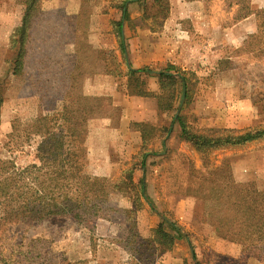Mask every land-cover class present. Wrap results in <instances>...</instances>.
<instances>
[{"label": "rangeland", "instance_id": "rangeland-1", "mask_svg": "<svg viewBox=\"0 0 264 264\" xmlns=\"http://www.w3.org/2000/svg\"><path fill=\"white\" fill-rule=\"evenodd\" d=\"M52 1L44 2L36 20L26 75L16 76L11 68L16 50L8 38L17 31L25 0H0V159L38 171V125L47 114H52L51 127L70 125L62 118L64 86L73 84L97 105V114L85 123L84 172L102 178L96 184L101 211L89 222L70 214L16 217L0 208V264H264V241L242 244L215 231L219 218L232 215L239 219L231 226L247 225L241 199L247 191L258 208L251 190L264 187V137L202 152L182 138L178 123L171 127L177 110L192 130L208 136L264 130V0L258 6L253 0L128 3L123 27L128 54L133 48L136 57L128 55L134 68L158 72L177 66L146 64L147 51L198 56L202 69L186 70L191 98L170 112L158 108L163 91L157 77L129 78L117 35L125 0H55L59 7L51 9ZM211 29L213 39L200 33ZM99 74L102 95L95 89ZM180 91L179 86L175 94ZM76 105L83 108L85 102L78 99ZM243 155L250 179L241 182L232 162ZM231 194L236 197L229 202ZM44 206L38 209L51 210ZM163 216L182 227L191 245L187 238L171 248L161 243L155 230Z\"/></svg>", "mask_w": 264, "mask_h": 264}, {"label": "trees", "instance_id": "trees-1", "mask_svg": "<svg viewBox=\"0 0 264 264\" xmlns=\"http://www.w3.org/2000/svg\"><path fill=\"white\" fill-rule=\"evenodd\" d=\"M43 1L25 0L24 2L21 24L17 27L16 33L11 36V47L16 50L15 57L11 61L13 75H26V69L35 46L33 43L35 23L42 12ZM131 1L134 0H125L121 4L122 16L117 22V35L122 55L128 63L129 78L157 77L163 91L162 98L161 95L159 97L158 108L160 111L170 112L175 103L189 102L191 81L186 71H182L173 64H168L165 69L158 72H154L148 66L134 68L130 64L123 26L125 21L129 20L128 3ZM66 77L72 76L66 75ZM179 86L181 93L177 95L175 91ZM64 87L65 113L62 118L65 119V125H70L66 129L63 124H59L56 128L51 127L52 114L42 117L41 124L36 130L42 137L37 147L38 158L41 162L38 171L34 173L23 170L17 168L14 161L0 159V208L10 216L18 217V215L28 212L32 218L41 219L42 215L46 214L56 216L70 214L78 221L92 222L91 218L98 217L101 211L100 203L97 200H102V196L100 198V195H97L99 190L96 188V184L102 182V178L89 176L84 172L85 140L88 135L85 123L97 114V105L94 103L93 97L80 94L73 84H66ZM51 90L57 89L51 88ZM139 94L142 95L143 93ZM72 95H76L77 100L73 99ZM144 95L149 96L146 93ZM78 99L84 100L83 108L76 105ZM3 103L4 95L0 85V117ZM176 111L171 118V127L178 123L181 127L182 138L202 152L225 146L243 145L264 137V130L251 129L227 136H208L197 133L187 125L184 117ZM137 125L140 126V124ZM145 135V132H142L143 140H145ZM147 153L144 152L141 155V169L144 173L146 172ZM105 180L109 181L108 179ZM140 183L143 196L147 197L145 178H142ZM241 186L244 187L245 185L242 184ZM247 186L250 185L247 184ZM237 187L239 186L236 185ZM247 188L251 189V186ZM251 191L258 198V208L255 207L257 200L253 199L254 196L250 192L247 191L241 196L242 207L246 211L243 213V217L247 225L245 227L231 226L232 222L239 219V217L232 215L227 219L219 218L215 231L225 238L242 244L251 242L256 245L264 241V187L258 188L257 191ZM233 197H236V194L228 196L229 202ZM14 201L18 202L12 204ZM42 205H45L44 207L49 205L51 210L47 213H44L43 210L41 212L38 206ZM155 234V236H160L161 243L166 244L168 248H171L178 239L187 238L189 240L182 227L165 216L155 230ZM189 243L191 245V240ZM193 255L195 256V252Z\"/></svg>", "mask_w": 264, "mask_h": 264}, {"label": "crops", "instance_id": "crops-1", "mask_svg": "<svg viewBox=\"0 0 264 264\" xmlns=\"http://www.w3.org/2000/svg\"><path fill=\"white\" fill-rule=\"evenodd\" d=\"M45 1L46 0H44L43 3H42V9L44 8V2ZM253 1H254V4H256L258 6V0H253ZM53 2L55 3L56 1L55 0L52 1V6H50L51 9H54V8L56 9L57 7H59L58 4H56L57 2L55 4ZM61 6L65 7L62 4H61ZM43 10H45V9H43ZM21 20H22V16H21L20 20L18 21V23H16V25L19 26L21 24ZM213 31L214 30L211 29L209 34H207L208 31H200V33H203L204 36L209 35L210 36L209 38L213 39L214 38V37H212L213 36ZM14 32L15 31H13V33ZM9 37L10 38H8V40H9L10 45H11V36H9ZM192 37H194L193 34H192ZM137 38H139V37H137ZM190 39H194V38H190ZM116 42H117V40H115V43ZM210 43H212V41H210L208 43V46L211 47V45H209ZM137 44H139L138 41H137ZM138 47H140V46H138ZM147 49L149 50L148 46H147ZM131 51L132 52L129 53V55L131 56V59L135 61L136 57L134 56L133 48H132ZM181 52L183 53V51H181ZM197 57H195L194 54L187 53V52H185V54L182 56L181 54L178 55L177 53L174 54L172 52L169 53V54H155L154 52H148L147 51V53L145 55H143V60H144L143 62L146 63V64H150V63H152L154 61H155V63H158L159 61H163V63H165V64H168L169 62H172V63H176L177 66L179 65L178 68L181 69L182 71H186V70L198 71V69H202V67H200L199 62L197 60H195V59H197ZM140 65H143V64L140 63ZM101 76H102V74H99V77H98L99 85H97V86L95 85V89L98 90V92H97L98 95H102V77ZM91 81H92L91 77L88 78L86 80V85L90 86L92 84ZM94 93L96 94V92H94ZM92 137H93V135H92ZM91 141H92V138L90 137V143H91ZM247 144H249V142ZM244 145L245 144H243V146ZM91 149L93 150V147ZM94 151H96V150L94 149ZM232 165H233V169H234V175H235V178L237 179V181L244 182V181H247L248 179H250V174L248 172V168L246 167L247 163H246V158L244 157V155L240 156L236 161L234 160V162H232Z\"/></svg>", "mask_w": 264, "mask_h": 264}]
</instances>
